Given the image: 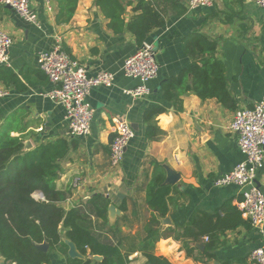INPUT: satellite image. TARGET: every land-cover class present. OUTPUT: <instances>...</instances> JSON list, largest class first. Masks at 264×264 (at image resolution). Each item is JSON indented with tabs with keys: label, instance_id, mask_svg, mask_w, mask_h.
<instances>
[{
	"label": "crops",
	"instance_id": "crops-1",
	"mask_svg": "<svg viewBox=\"0 0 264 264\" xmlns=\"http://www.w3.org/2000/svg\"><path fill=\"white\" fill-rule=\"evenodd\" d=\"M165 18V26L153 29L145 41L153 43L160 63L159 75L150 81L152 93L132 99L124 89L133 88L137 80L123 74L125 59L139 47L134 35L125 28L135 14L133 5L123 15V32L114 31L95 0H78L74 15L68 22L57 19L60 0H52V10L42 0H31L38 13L42 29L25 21L8 6L0 3V27L13 39L9 49L10 68L18 75L25 90L0 82L9 94L0 101V125L17 114L25 127L26 141L32 147L58 138L74 139L76 144L62 161L63 172L58 188L70 189L71 195L62 202L69 210L87 201L93 194L109 196L115 210L109 209L113 224L119 219L121 238L145 236V225L152 211L146 204V185L151 178L154 162L166 170V181L173 186L169 213L161 221L163 233L156 242L154 253L166 257L172 264H254L249 256L258 247L264 234L255 229L237 207L241 189L235 185L216 187L214 179L231 171L244 159L238 145V135L229 130L238 108L252 107L264 95V8L254 0H214L210 7L188 8L189 0H149ZM184 6L185 11L181 12ZM199 32L217 40L216 57L225 64L226 78L234 98L235 109L226 108L218 99L202 100L194 91L182 95L183 108L165 101L160 82L191 68L193 58L184 50L183 40ZM61 34L65 49L89 73L109 70L116 75L112 87L94 88L89 103L95 110L91 134L68 137L65 109L61 104L40 95L55 87L41 71L37 54L51 49L54 35ZM192 83V75L187 84ZM160 104L166 112L157 116L158 126L166 132L158 141L145 137L143 115L148 106ZM123 117L138 126L121 166L110 167L112 125ZM17 134V133H14ZM177 176L171 183L168 175ZM257 182L264 191V165ZM125 202L126 210L120 207ZM230 206L237 210H232ZM240 215V216H239ZM208 216L212 223L221 224L211 232L212 238L201 236L194 241L185 239L193 248L189 255L185 240L177 239L171 228L182 230L196 217ZM246 223L236 228L222 224ZM211 243L209 258L207 244ZM124 249H132V264H145L139 250V239L123 241ZM69 256V255H68ZM85 256L83 257V259ZM51 264H69L67 255L53 252Z\"/></svg>",
	"mask_w": 264,
	"mask_h": 264
},
{
	"label": "trees",
	"instance_id": "trees-1",
	"mask_svg": "<svg viewBox=\"0 0 264 264\" xmlns=\"http://www.w3.org/2000/svg\"><path fill=\"white\" fill-rule=\"evenodd\" d=\"M77 2L60 0L58 21L68 22L74 15ZM95 2L110 20L109 26L118 32L124 31L123 15L127 6L136 3L133 10L139 13L132 17L125 29L134 35L138 46L153 29L166 24L163 14L149 0ZM181 7L180 13H183L185 8ZM217 44V40L199 32L184 38L183 48L193 58V63L191 68L179 75L160 82L165 101L174 102L177 109L181 110V96L194 91L202 100L216 98L226 108L235 109L225 64L215 55ZM190 74L192 83L187 84ZM0 82L7 86L12 84L17 90L26 89L18 75L6 65H0ZM166 110L160 104L150 105L145 110L143 118L148 140L158 141L166 134L156 119ZM25 130L17 114L8 116L0 125V258H4L6 264H51L55 251L67 255L69 264H132L130 255L133 250L124 249L123 241L134 243L135 239H139V250L146 257L145 264H172L166 257L154 253L155 244L163 234L160 230L161 221L169 213L173 190L171 184L165 183L166 170L161 163H153L154 169L146 185V204L152 213L145 225V236L129 235L123 239L120 237L119 219L113 224L109 220V207L112 205L109 196L93 194L87 201L69 210L62 206V202L71 195V190L58 188L57 180L63 172L62 161L76 144L74 139L62 137L26 149ZM36 192H42L44 199L36 198ZM230 208L237 210L232 206ZM120 209L126 210L125 202ZM242 223L246 222L240 217L236 222L222 224L221 227L236 228ZM220 225L212 223L208 216H200L182 227L181 231L174 228L170 230L177 239L190 238L196 241L206 236L211 240V232ZM66 239L75 243L78 251L85 256L84 259L68 256ZM44 243L49 245L47 251L39 247ZM207 246L205 254L211 258L212 245L208 243ZM185 247L187 253L192 255L194 249L188 241ZM94 256H101L102 259L95 260Z\"/></svg>",
	"mask_w": 264,
	"mask_h": 264
},
{
	"label": "built area",
	"instance_id": "built-area-1",
	"mask_svg": "<svg viewBox=\"0 0 264 264\" xmlns=\"http://www.w3.org/2000/svg\"><path fill=\"white\" fill-rule=\"evenodd\" d=\"M46 9L52 10V0H42ZM264 8V0H254ZM10 6L19 17L42 29L38 13L31 0H0ZM214 0H189L188 8L210 7ZM51 49L37 54V62L41 71L55 87L40 95L61 104L65 109L68 124V137H84L91 134L95 110L89 103L94 88L112 87L116 75L109 70L89 73L87 65L72 57L64 47L61 34L54 35ZM13 39L0 27V65L11 66L9 49ZM160 63L157 60V49L153 43L144 41L137 50L128 56L123 65V74L138 83L133 88L124 89V93L132 99L148 97L152 90L150 81L159 75ZM9 94L6 88H0V101ZM229 130L238 135V145L244 159L235 167L214 179L216 187L235 185L241 189V199L237 207L251 222V225L264 234V191L257 182V176L264 165V95L252 107L238 108L229 126ZM113 138L110 143V167L121 166L127 148L135 135L132 123L116 117L112 125ZM254 264H264V236L262 243L254 248L249 256Z\"/></svg>",
	"mask_w": 264,
	"mask_h": 264
},
{
	"label": "water",
	"instance_id": "water-1",
	"mask_svg": "<svg viewBox=\"0 0 264 264\" xmlns=\"http://www.w3.org/2000/svg\"><path fill=\"white\" fill-rule=\"evenodd\" d=\"M8 7L11 8L10 6H8ZM132 126H133V128H134L135 131H138V126H137L136 124H132ZM25 148H26V149H31V148H32V143H31L30 141H26V142H25ZM169 174H170V175H168V178L170 179L169 181H170L171 183H175V182H176V178H177V176L174 175L173 173H170V172H169ZM165 183L170 184V183H168L166 180H165ZM38 194H39L40 198L44 199V195H43L42 192H39ZM109 209H111V211H114V210H115V206H114V205H111V206L109 207ZM65 242H66V243L68 244V246H69V251H68V255H69V257H71V258H81V259H83L84 256L78 251V249H77V247H76V245H75L74 242H72V241H70V240H68V239H66ZM39 247H40V249H42V250H44V251H47L49 245L46 244V243H44V244L40 245ZM94 259H95V260H101L102 257H101V256H94ZM0 264H6L4 258H0Z\"/></svg>",
	"mask_w": 264,
	"mask_h": 264
},
{
	"label": "rangeland",
	"instance_id": "rangeland-1",
	"mask_svg": "<svg viewBox=\"0 0 264 264\" xmlns=\"http://www.w3.org/2000/svg\"><path fill=\"white\" fill-rule=\"evenodd\" d=\"M39 192H36L34 195L36 198H40V196L38 195Z\"/></svg>",
	"mask_w": 264,
	"mask_h": 264
}]
</instances>
